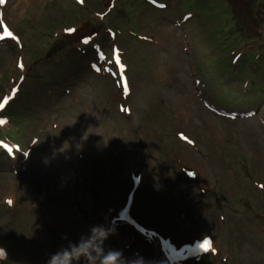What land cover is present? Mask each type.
Here are the masks:
<instances>
[{"label": "rangeland", "instance_id": "1", "mask_svg": "<svg viewBox=\"0 0 264 264\" xmlns=\"http://www.w3.org/2000/svg\"><path fill=\"white\" fill-rule=\"evenodd\" d=\"M118 1L0 4V36L3 25L16 36L0 39V102L14 79H27L24 96L5 106L13 120L0 137L11 133L21 146L12 160L0 155V264H49L65 253L69 264H103L113 253L116 264H172L160 238L174 249L208 239L200 264H264V101L236 109L264 88L254 71L264 66V1L161 0L159 9L123 0L134 9L121 18L106 13ZM101 14L97 24L110 20L115 32L101 34L106 58L64 52L69 77L38 85L64 29L98 28ZM236 23L245 40L231 58L261 48L249 70L229 62ZM132 193L133 218L156 236L118 225Z\"/></svg>", "mask_w": 264, "mask_h": 264}, {"label": "trees", "instance_id": "2", "mask_svg": "<svg viewBox=\"0 0 264 264\" xmlns=\"http://www.w3.org/2000/svg\"><path fill=\"white\" fill-rule=\"evenodd\" d=\"M122 1L123 0H121L120 2L118 1L115 6H114V3L110 2V4L108 5L106 13L113 14L114 16L121 18L123 16V12L124 13L126 12V10H125L126 8H128V9L130 8L132 10L134 9V4H132L130 2L128 5L124 6ZM145 1L148 2L149 0H133V2L135 4H140V3L145 2ZM154 1H160V0H154ZM263 1L264 0H262V2ZM72 3L75 4L74 7H76V8L85 6V0H81L80 2H76V1L72 0ZM257 11H259V9H257ZM184 14L192 15L189 12H184ZM102 16H103L102 14L97 15L98 18H96L94 20L95 24L92 23V25H96L97 21H99V20L102 22V18H103ZM258 22H259V25L262 26V24L264 23V17L259 18ZM112 23L113 22L109 20L106 23H103L100 25L97 24L99 26L98 28L92 27L90 25L88 27L84 26L81 30H78V32L76 29H74L73 32H71V31L69 32V31L64 29L63 35H66V37H67L64 45L62 46V44H59L56 47L54 52L50 51L51 56L53 55V57L50 56V60L48 62L53 63L52 65L55 64V66L46 65L42 68L43 70L48 69L49 70L48 73H50V71L52 70L53 73L49 74L48 76H47L48 73L45 76L38 73V75L36 74L34 81L36 83H38V85L43 84V87H46V86L50 87L52 83L60 84L62 82H65V80L70 75L68 70H71V72H72V66L71 65L68 66V64L65 63V60L63 59L64 52H67V51L74 52L75 50L86 49V48H90V49L101 48V39H102L101 34L106 35L107 32L114 33V31H113L114 26ZM236 29H237L236 30L237 36H236V41L234 42L235 48L232 50L233 54H236L235 51H238L239 47H241V44L243 43V40H245V37L243 36V34L238 29L237 23H236ZM85 39L88 40V43L83 42ZM252 48L254 49V52L256 53L254 55H257L260 58L253 56L252 55L253 53H251V54L246 53L247 57H245L246 55H244V53H241L243 55L242 59H243V57H245V59L250 57V59H249L250 63L253 62L254 58L256 59V62H260L262 60L261 55H260L261 51L257 50V49H261V48L254 46V44H252ZM51 50H53V47ZM50 53H49V55H50ZM231 55L232 54H230L229 56H231ZM229 62H230V60H229ZM230 64H231V62H230ZM255 69H257V71H261L262 73L264 72V66L257 67ZM44 78H45V80H44ZM26 80L27 79H25L24 77L23 78L21 77L18 80H14L15 82L7 94L9 97L10 103L14 102L18 95H20V97L24 96L23 92L20 89L24 85V83L27 82ZM6 116H8V115H5L3 112L0 113V120L4 119ZM4 133H5V131L0 129V136L5 135ZM0 155L4 156L5 154L3 152H1Z\"/></svg>", "mask_w": 264, "mask_h": 264}, {"label": "clouds", "instance_id": "3", "mask_svg": "<svg viewBox=\"0 0 264 264\" xmlns=\"http://www.w3.org/2000/svg\"><path fill=\"white\" fill-rule=\"evenodd\" d=\"M5 122V121H3ZM189 175H194V174H189ZM114 231V229L112 230ZM99 235L101 237H105L107 233L104 231H100ZM2 251V249H0ZM119 256V253H113L109 254L103 261V264H116L117 258ZM49 264H69V254L65 253L62 257L61 256H54ZM136 264H145V259L143 257H140L137 261ZM148 264H152V262L148 261Z\"/></svg>", "mask_w": 264, "mask_h": 264}, {"label": "snow or ice", "instance_id": "4", "mask_svg": "<svg viewBox=\"0 0 264 264\" xmlns=\"http://www.w3.org/2000/svg\"><path fill=\"white\" fill-rule=\"evenodd\" d=\"M4 3V0H0V4ZM3 32H4V35L3 36H0V39H6V38H10V39H13L15 40L16 37L15 35L12 33V31L8 28L7 25H3ZM84 43H88V40L85 39L83 41ZM21 67H23V64H21ZM8 100L5 99L2 103H0V109L4 108L7 104H8ZM0 123H4L3 121H0ZM185 139H187L185 137ZM264 187V186H262ZM209 241L207 239H204L203 242L200 244V247L203 246V249L207 250L208 249V246H209Z\"/></svg>", "mask_w": 264, "mask_h": 264}]
</instances>
